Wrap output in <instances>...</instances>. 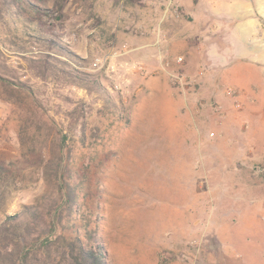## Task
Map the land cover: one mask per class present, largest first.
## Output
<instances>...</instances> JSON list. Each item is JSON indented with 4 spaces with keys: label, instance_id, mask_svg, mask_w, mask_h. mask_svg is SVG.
<instances>
[{
    "label": "rangeland",
    "instance_id": "obj_1",
    "mask_svg": "<svg viewBox=\"0 0 264 264\" xmlns=\"http://www.w3.org/2000/svg\"><path fill=\"white\" fill-rule=\"evenodd\" d=\"M61 12L43 20L102 89L41 77L22 57L43 50L35 24L0 18V222L47 188L40 149L64 137L69 166L90 167L110 264H264V75H219L174 0Z\"/></svg>",
    "mask_w": 264,
    "mask_h": 264
},
{
    "label": "trees",
    "instance_id": "obj_2",
    "mask_svg": "<svg viewBox=\"0 0 264 264\" xmlns=\"http://www.w3.org/2000/svg\"><path fill=\"white\" fill-rule=\"evenodd\" d=\"M64 1L0 0V18L7 13L35 24L27 38L43 50L22 57L41 77L50 75L101 92L96 76L79 69L80 58L51 34L52 22L43 20L60 19ZM0 71L13 76L2 62ZM80 125L83 133L84 122ZM64 147V137L49 145L42 143L40 150L47 149L41 152L39 165L47 188L34 202L23 204L20 211L5 215L0 222V264H110L99 230V205H94L88 180L90 167L88 163L82 168L69 166L73 149L65 151ZM4 172L0 164V176Z\"/></svg>",
    "mask_w": 264,
    "mask_h": 264
},
{
    "label": "crops",
    "instance_id": "obj_3",
    "mask_svg": "<svg viewBox=\"0 0 264 264\" xmlns=\"http://www.w3.org/2000/svg\"><path fill=\"white\" fill-rule=\"evenodd\" d=\"M174 4L199 35L193 39L199 53L206 50L212 65L230 66L219 75L230 76L232 83L244 71L249 79L264 75V0H174Z\"/></svg>",
    "mask_w": 264,
    "mask_h": 264
},
{
    "label": "built area",
    "instance_id": "obj_4",
    "mask_svg": "<svg viewBox=\"0 0 264 264\" xmlns=\"http://www.w3.org/2000/svg\"><path fill=\"white\" fill-rule=\"evenodd\" d=\"M166 1H167V2H169V3L171 2V0H166ZM178 59H179V60H181L182 58H181V57H179Z\"/></svg>",
    "mask_w": 264,
    "mask_h": 264
}]
</instances>
